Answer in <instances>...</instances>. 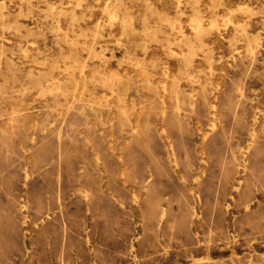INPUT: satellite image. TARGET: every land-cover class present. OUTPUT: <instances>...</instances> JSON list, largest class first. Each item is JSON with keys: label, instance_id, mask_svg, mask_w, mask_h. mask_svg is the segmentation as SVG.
Returning <instances> with one entry per match:
<instances>
[{"label": "rangeland", "instance_id": "obj_1", "mask_svg": "<svg viewBox=\"0 0 264 264\" xmlns=\"http://www.w3.org/2000/svg\"><path fill=\"white\" fill-rule=\"evenodd\" d=\"M196 2L0 0V264H264V0Z\"/></svg>", "mask_w": 264, "mask_h": 264}, {"label": "bare ground", "instance_id": "obj_2", "mask_svg": "<svg viewBox=\"0 0 264 264\" xmlns=\"http://www.w3.org/2000/svg\"><path fill=\"white\" fill-rule=\"evenodd\" d=\"M190 1H192V0H190ZM195 2H196V0H194ZM181 2V1H180ZM198 2V1H197ZM196 2V3H197ZM146 3V2H145ZM195 3V6L197 5ZM117 4V3H116ZM149 4V3H148ZM115 6V5H114ZM146 6H147V4H146ZM179 6V5H178ZM180 6H181V3H180ZM198 7L200 6V5H197ZM116 7V6H115ZM152 8V7H151ZM180 7H178V9H179ZM214 9H216V8H214ZM246 9H248V8H246ZM106 11H107V9H105ZM180 10V9H179ZM217 10H219V9H217ZM240 10V9H239ZM242 10V9H241ZM244 10V9H243ZM249 10H251V12H252V9H249ZM110 11V10H109ZM215 12H216V10H214ZM114 12H116V11H114ZM109 13V12H108ZM182 13V12H181ZM243 13V12H242ZM195 14H197V12L195 11ZM58 15V14H57ZM182 15V14H181ZM60 16H61V14H60ZM110 16V15H109ZM111 16H113L114 17V15L112 14ZM145 16H147V15H145ZM156 16H158V15H156ZM160 16V15H159ZM183 16V15H182ZM56 17V16H55ZM119 17V16H118ZM178 17H180L179 15H178ZM198 17V16H197ZM200 17V16H199ZM231 17V16H230ZM60 18V17H59ZM62 18V17H61ZM60 18V19H61ZM109 18V17H108ZM160 18V17H159ZM195 18V17H194ZM201 18V17H200ZM232 18V17H231ZM111 19V18H110ZM115 19V18H114ZM118 19V18H117ZM131 19V18H130ZM230 19V18H229ZM144 20V19H143ZM153 20V19H152ZM172 20V19H171ZM192 20L194 21V19L192 18ZM192 20H190V21H192ZM202 20H204V19H202ZM110 21V20H109ZM109 21H108V23H109ZM111 21H113V20H111ZM110 21V23H112L113 24V22H111ZM115 21V20H114ZM118 21V20H117ZM126 21V20H125ZM128 21V20H127ZM176 21V20H175ZM181 21V20H180ZM205 21V20H204ZM227 21V20H226ZM229 21V20H228ZM248 21V20H247ZM195 23H194V25H196V30H197V32L198 33H200L201 31H203V29H202V27H201V23H202V21L200 22V20L197 18V19H195V21H194ZM231 22V21H230ZM148 23H149V21H148ZM191 23H193V22H191ZM214 23V22H213ZM229 23V22H228ZM228 23L226 24V26L228 25ZM111 24V25H112ZM132 24V23H131ZM134 24V23H133ZM176 24V23H175ZM203 24V23H202ZM216 24H218V23H216ZM216 24H212V25H216ZM224 24V23H223ZM232 24V23H231ZM109 24H107V26H108ZM124 25V24H123ZM127 25H129V24H127ZM169 25V24H168ZM172 25V24H171ZM211 25V26H212ZM242 25V24H241ZM125 26V25H124ZM170 26V25H169ZM176 26V25H175ZM174 25L172 26V27H174V28H176ZM232 26L234 27V24H232ZM9 27H11V26H9ZM131 27V26H130ZM214 27V26H213ZM211 28V30L212 29H214V28ZM228 27V26H227ZM227 27H225L224 29H226ZM99 27H97V29H98ZM113 28V27H112ZM125 28V27H124ZM192 28V27H191ZM210 28V27H209ZM218 28V26H216V29ZM229 28V27H228ZM6 29H7V27H6ZM148 29V28H147ZM223 29V28H222ZM125 31V30H124ZM123 31V32H124ZM195 30H193V32H194ZM244 31V30H243ZM157 32V31H156ZM174 32V31H173ZM177 32V31H176ZM182 32V31H181ZM196 32V31H195ZM194 32V33H195ZM196 32V33H197ZM236 32H238V31H236ZM245 32H247V31H245ZM261 32V31H260ZM125 33V32H124ZM143 32H141V34H142ZM144 33H146L145 31H144ZM148 33V32H147ZM203 33H204V31H203ZM207 33V32H206ZM259 33V32H258ZM201 34V33H200ZM240 34V33H239ZM96 35V34H95ZM179 35V34H178ZM196 35V34H195ZM202 35V34H201ZM241 35H243V34H241ZM240 35V36H241ZM245 35H247L246 33H245ZM260 35V34H259ZM100 36V35H99ZM113 36V35H112ZM155 36V35H154ZM182 36V35H181ZM114 37V36H113ZM237 37V36H236ZM182 38H183V36H182ZM257 39V38H256ZM67 41H68V39H66ZM195 40V39H194ZM184 42V41H183ZM169 43V42H168ZM167 43V44H168ZM72 44L74 45V43L72 42ZM189 44V43H188ZM192 44H193V42H192ZM240 44V43H239ZM170 45V44H169ZM168 45V46H169ZM2 46H3V44H2ZM78 46V45H77ZM86 46V45H85ZM190 46V45H189ZM184 47H186V46H184ZM192 47H194L193 45H192ZM89 48V47H88ZM187 48V47H186ZM27 49V48H26ZM92 50V49H91ZM170 50V49H169ZM201 50V49H200ZM201 51H203V50H201ZM62 52V51H61ZM91 52V51H90ZM172 52V51H171ZM173 53V52H172ZM238 53H240V52H238ZM174 54V53H173ZM206 54V53H205ZM253 54V53H252ZM24 55H25V53H24ZM176 55V54H175ZM241 55V54H240ZM25 56H27V55H25ZM97 56V55H96ZM195 56V55H194ZM179 57V56H178ZM182 57H183V55H182ZM66 59V58H65ZM68 59V58H67ZM70 60V59H69ZM95 61V60H94ZM124 61V60H123ZM211 61V60H210ZM235 61V60H234ZM211 63H212V61H211ZM80 64V63H79ZM211 65H213V64H211ZM84 66H86V65H82V67L84 68ZM108 66V65H107ZM86 68V67H85ZM165 68V67H164ZM136 71H137V69H136ZM211 71H212V69H211ZM68 73V72H67ZM81 73H82V71H81ZM83 73H84V71H83ZM169 73V72H168ZM212 74V73H211ZM82 75V74H81ZM80 75V76H81ZM82 77V76H81ZM191 78V77H190ZM189 78V79H190ZM193 78V77H192ZM77 81V80H76ZM196 81V80H195ZM79 83V82H78ZM165 88V87H164ZM244 88V87H243ZM77 89V88H76ZM166 89V88H165ZM52 91V90H51ZM51 91L49 92V93H51ZM166 91V90H165ZM53 92V91H52ZM77 92V91H76ZM78 93V92H77ZM115 94V93H114ZM165 94H166V92H165ZM112 95H113V93H112ZM27 99V98H26ZM91 100V99H90ZM95 103V102H94ZM216 103V102H215ZM96 104V103H95ZM101 104V103H100ZM121 104V103H120ZM125 106V105H124ZM143 107V106H142ZM215 108V107H214ZM136 111V110H135ZM142 113V112H141ZM164 118V117H163ZM59 120V119H58ZM213 126V125H212ZM215 130V129H214ZM254 138V137H253ZM28 177V176H27ZM198 261V260H197Z\"/></svg>", "mask_w": 264, "mask_h": 264}]
</instances>
